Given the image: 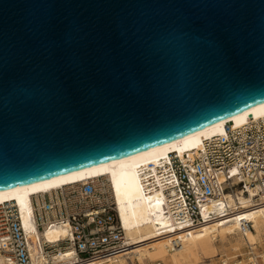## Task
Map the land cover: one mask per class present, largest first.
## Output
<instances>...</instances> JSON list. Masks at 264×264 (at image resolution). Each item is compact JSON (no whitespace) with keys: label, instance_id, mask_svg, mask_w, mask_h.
<instances>
[{"label":"water","instance_id":"1","mask_svg":"<svg viewBox=\"0 0 264 264\" xmlns=\"http://www.w3.org/2000/svg\"><path fill=\"white\" fill-rule=\"evenodd\" d=\"M264 105V0H0V192Z\"/></svg>","mask_w":264,"mask_h":264},{"label":"bare ground","instance_id":"2","mask_svg":"<svg viewBox=\"0 0 264 264\" xmlns=\"http://www.w3.org/2000/svg\"><path fill=\"white\" fill-rule=\"evenodd\" d=\"M264 119V105L218 122L168 144L140 152L98 166L68 173L56 178L0 192V205L17 207L32 251V264H40L39 244L41 240L56 243L68 237L63 226L45 228L39 232L30 221L32 198L49 194L75 183L89 180L106 182L113 197L118 220L127 241L126 252L92 262L91 264H193L199 258H213L218 250H224L227 260L247 247L246 254L253 255L249 262L261 258L264 263V204L256 202L254 191L246 186L235 187L224 194L223 205L215 201L207 205L200 224L176 226L168 206L158 192L146 193L140 181V173L153 169L170 160L173 153L181 161L191 159L203 150L204 141L225 135L227 125L232 130ZM237 174L236 169L231 171ZM235 176V175H234ZM247 177L233 178V185L246 182ZM251 224V230L243 231V225ZM1 247V244H0ZM256 248L260 255L255 256ZM72 250L53 253L55 264H74ZM259 263V262H258ZM0 264H6L0 249ZM83 264V263H81ZM234 264H247L237 261ZM252 264V263H251Z\"/></svg>","mask_w":264,"mask_h":264},{"label":"built area","instance_id":"3","mask_svg":"<svg viewBox=\"0 0 264 264\" xmlns=\"http://www.w3.org/2000/svg\"><path fill=\"white\" fill-rule=\"evenodd\" d=\"M204 141L203 150L183 161L171 153L170 160L140 173L145 192H158L168 206L176 226L200 224L207 205H223L224 194L235 187H249L256 202L264 204V119ZM236 169L237 174H232ZM235 175V176H234ZM247 177L233 185V178ZM30 221L37 231L55 226L68 230V237L56 243L41 240L40 264H55L53 253L72 250L74 264H91L126 252L127 241L118 220L116 206L106 182L75 183L32 198ZM251 224L243 225V231ZM0 244L6 264H32V251L18 209L0 205ZM261 258L247 264H259ZM159 264V263H158ZM264 264V263H262Z\"/></svg>","mask_w":264,"mask_h":264},{"label":"rangeland","instance_id":"4","mask_svg":"<svg viewBox=\"0 0 264 264\" xmlns=\"http://www.w3.org/2000/svg\"><path fill=\"white\" fill-rule=\"evenodd\" d=\"M247 247H245V248H242L240 251L242 252V253H239V252H237L235 255H239L240 254V256H238V257H236L235 259H232V260H227L226 262V264H234V263H236L237 261H242V263H247V262H249L248 261V258H251L253 255H249L248 256V254H246V251H247ZM225 253H227V252H225L224 250H218V255L217 256H215V257H213V258H199L198 260H197V262H195V263H193V264H223V260L224 259H226L227 257H226V255H225ZM260 255L261 253H260V250H259V248L257 249L256 248V250H255V256L256 255ZM258 262H259V264H262L261 262H260V259H258ZM151 264H155V263H151Z\"/></svg>","mask_w":264,"mask_h":264}]
</instances>
